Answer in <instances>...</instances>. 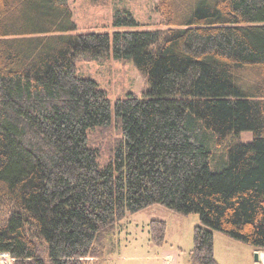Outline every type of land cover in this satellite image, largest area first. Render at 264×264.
Returning a JSON list of instances; mask_svg holds the SVG:
<instances>
[{
  "label": "trees",
  "instance_id": "obj_1",
  "mask_svg": "<svg viewBox=\"0 0 264 264\" xmlns=\"http://www.w3.org/2000/svg\"><path fill=\"white\" fill-rule=\"evenodd\" d=\"M156 10L166 28L72 34L68 0H0V264H89L152 204L198 214L190 264H219L214 230L264 249V0ZM112 22L137 25L126 8ZM110 55L133 59L143 96L112 106L77 74L78 59ZM114 124L102 162L89 134ZM149 233L163 244L165 222Z\"/></svg>",
  "mask_w": 264,
  "mask_h": 264
},
{
  "label": "rangeland",
  "instance_id": "obj_2",
  "mask_svg": "<svg viewBox=\"0 0 264 264\" xmlns=\"http://www.w3.org/2000/svg\"><path fill=\"white\" fill-rule=\"evenodd\" d=\"M158 0H68L76 28L70 33L107 32L125 30L163 29L167 25L156 10ZM126 8L137 20V25H113L116 10ZM78 75L95 80L103 88L113 106L114 101L128 93L143 96L149 85L145 75L138 70L132 58L105 59L80 58L75 63ZM119 137L115 124L109 128H96L89 134L90 142L98 147L101 161L109 155L111 145ZM251 131L224 139L229 143L251 141ZM230 144V145H231ZM165 222V240L161 245L150 241L151 220ZM199 224L197 213L181 214L161 204H152L119 221L114 231L103 235L102 254L89 264H190L189 251L193 246L194 227ZM263 256L264 249H258ZM214 257L219 264H264L255 260L256 251L250 244L225 233L213 231ZM262 255V256H261ZM264 257V256H263ZM264 260V259H263Z\"/></svg>",
  "mask_w": 264,
  "mask_h": 264
},
{
  "label": "crops",
  "instance_id": "obj_3",
  "mask_svg": "<svg viewBox=\"0 0 264 264\" xmlns=\"http://www.w3.org/2000/svg\"><path fill=\"white\" fill-rule=\"evenodd\" d=\"M257 251H258V254H261V253L259 252V250H257ZM261 256H262V255H261ZM263 256H264V252H263ZM263 256H262V257H259V255H258V260H260V259H261V261H263V262H264V260H263V259H264V257H263Z\"/></svg>",
  "mask_w": 264,
  "mask_h": 264
},
{
  "label": "water",
  "instance_id": "obj_4",
  "mask_svg": "<svg viewBox=\"0 0 264 264\" xmlns=\"http://www.w3.org/2000/svg\"><path fill=\"white\" fill-rule=\"evenodd\" d=\"M254 258H255V260H258V251L257 250L254 252Z\"/></svg>",
  "mask_w": 264,
  "mask_h": 264
}]
</instances>
